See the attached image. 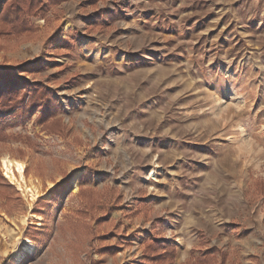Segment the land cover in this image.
I'll return each mask as SVG.
<instances>
[{
	"label": "rangeland",
	"instance_id": "rangeland-1",
	"mask_svg": "<svg viewBox=\"0 0 264 264\" xmlns=\"http://www.w3.org/2000/svg\"><path fill=\"white\" fill-rule=\"evenodd\" d=\"M105 9L120 18L93 26ZM29 20L34 39L0 41V69L34 63L20 77L52 92L63 131L38 111L5 128L0 173L24 204L0 200V264H141L150 236L174 264L210 246L264 264V0H64ZM80 186H107L111 208L77 236Z\"/></svg>",
	"mask_w": 264,
	"mask_h": 264
},
{
	"label": "trees",
	"instance_id": "trees-1",
	"mask_svg": "<svg viewBox=\"0 0 264 264\" xmlns=\"http://www.w3.org/2000/svg\"><path fill=\"white\" fill-rule=\"evenodd\" d=\"M62 1L64 0H0V41L34 39L37 29L29 17L45 16L49 9ZM89 2L94 4L95 0H89ZM119 18L120 14L115 9L101 10L98 11L93 26H102L105 21L110 22ZM21 66L3 65L0 69V140L7 138L5 128L25 125L37 111L38 114L33 118L35 125H40L49 131L62 133L61 120L59 117H55L60 106L52 97V92L41 83L29 82V80L20 77V72L34 70L35 64ZM15 69H18V73L14 71ZM108 189L107 186H104L103 190H96L89 186L79 187L77 195L83 204L78 209L71 211L69 217V227L77 236H80L78 232L89 235L93 230L86 220L87 217H93L98 226L104 222L111 207L103 202L101 205L99 203L100 198ZM0 200L8 207L24 204L21 195L1 173ZM104 210L106 213L99 215ZM156 222L162 223L161 220ZM107 251H114V248L103 245L100 247L101 253ZM175 257L176 245L173 242L157 239L155 236L143 239L141 264H174ZM180 264L241 263L228 258L226 251L216 246H210L197 255L194 254V248H191L189 257Z\"/></svg>",
	"mask_w": 264,
	"mask_h": 264
},
{
	"label": "bare ground",
	"instance_id": "bare-ground-1",
	"mask_svg": "<svg viewBox=\"0 0 264 264\" xmlns=\"http://www.w3.org/2000/svg\"><path fill=\"white\" fill-rule=\"evenodd\" d=\"M2 163V170L4 171V174L6 177L16 184L20 190L23 192L27 193L28 196L31 198H35L36 194L32 190L31 187H28L26 182H25V177L23 175L24 171V164L22 161L16 160V159H10L8 157H3L1 159ZM25 240V249L29 250L31 248V245L29 243V240L27 238Z\"/></svg>",
	"mask_w": 264,
	"mask_h": 264
},
{
	"label": "crops",
	"instance_id": "crops-1",
	"mask_svg": "<svg viewBox=\"0 0 264 264\" xmlns=\"http://www.w3.org/2000/svg\"><path fill=\"white\" fill-rule=\"evenodd\" d=\"M10 130V129H9ZM11 130H13V129H11ZM51 186V185H50Z\"/></svg>",
	"mask_w": 264,
	"mask_h": 264
}]
</instances>
